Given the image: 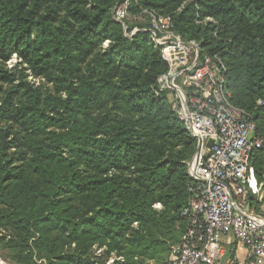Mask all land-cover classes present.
Masks as SVG:
<instances>
[{"label":"trees","instance_id":"1","mask_svg":"<svg viewBox=\"0 0 264 264\" xmlns=\"http://www.w3.org/2000/svg\"><path fill=\"white\" fill-rule=\"evenodd\" d=\"M120 1L0 0V249L11 264H166L183 235L196 143L155 92L159 47L147 31L129 37L148 27L143 10L220 55L231 102L264 140V0H134L128 14L141 19L126 32L112 15ZM250 162L261 181L264 147Z\"/></svg>","mask_w":264,"mask_h":264},{"label":"built area","instance_id":"2","mask_svg":"<svg viewBox=\"0 0 264 264\" xmlns=\"http://www.w3.org/2000/svg\"><path fill=\"white\" fill-rule=\"evenodd\" d=\"M132 1L121 0L112 10L124 30L126 22L141 19L129 16ZM143 15L148 27H133L129 35L147 31L159 47L166 69L157 78L155 92H167L172 111L196 143L187 163L192 182L181 210L186 229L166 264H216L227 252L226 241L233 250L243 251L241 264H263L264 175L259 181L250 161L264 140L256 133L255 121L231 102L219 54L203 53L198 42L184 41L173 30L170 16L154 10H143ZM114 259L121 257L112 255L106 264ZM235 259L236 254L230 263Z\"/></svg>","mask_w":264,"mask_h":264},{"label":"crops","instance_id":"3","mask_svg":"<svg viewBox=\"0 0 264 264\" xmlns=\"http://www.w3.org/2000/svg\"><path fill=\"white\" fill-rule=\"evenodd\" d=\"M226 248L227 252L226 254L221 258L220 261H218L216 264H241L243 260V251L241 250H233V246H231V243L229 241H226ZM237 255V259H235L234 263H230V260L233 259V257Z\"/></svg>","mask_w":264,"mask_h":264},{"label":"rangeland","instance_id":"4","mask_svg":"<svg viewBox=\"0 0 264 264\" xmlns=\"http://www.w3.org/2000/svg\"><path fill=\"white\" fill-rule=\"evenodd\" d=\"M12 63H14V61L13 60H10L9 61V64H11L12 65ZM189 162V160L186 162V165H187V163ZM159 206L158 205H156V208H158ZM2 234V232H0V235ZM173 246V245H172ZM172 246H171V248H172ZM171 248H170V251H171ZM99 250H102V249H100L99 248ZM99 250H98V248L97 249H95L94 250V254H96V255H100L101 254V251L99 252ZM170 251H169V256H170ZM99 252V253H98ZM112 256V255H111ZM110 256V257H111ZM168 256V257H169ZM109 259V258H108ZM167 259H169V258H167ZM1 262H4L5 264H11L9 261H8V259H7V252L6 251H4V250H2V249H0V264H1ZM108 262V260L106 261V263ZM105 263V264H106ZM148 264H158L156 261H154V260H152V261H149L148 262ZM263 264H264V262H263Z\"/></svg>","mask_w":264,"mask_h":264},{"label":"water","instance_id":"5","mask_svg":"<svg viewBox=\"0 0 264 264\" xmlns=\"http://www.w3.org/2000/svg\"><path fill=\"white\" fill-rule=\"evenodd\" d=\"M112 14H113V12H112ZM117 22L121 23V25L124 26V24L122 22H120V21H117ZM125 32H126V30H125ZM132 35L133 34H130L129 37H131Z\"/></svg>","mask_w":264,"mask_h":264},{"label":"bare ground","instance_id":"6","mask_svg":"<svg viewBox=\"0 0 264 264\" xmlns=\"http://www.w3.org/2000/svg\"><path fill=\"white\" fill-rule=\"evenodd\" d=\"M1 264H5L4 262H1Z\"/></svg>","mask_w":264,"mask_h":264}]
</instances>
